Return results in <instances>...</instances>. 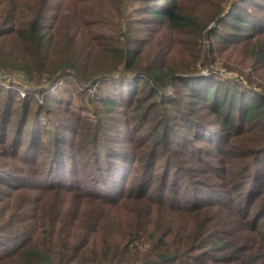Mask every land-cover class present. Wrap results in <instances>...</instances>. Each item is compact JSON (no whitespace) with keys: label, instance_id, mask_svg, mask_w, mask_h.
Wrapping results in <instances>:
<instances>
[{"label":"trees","instance_id":"obj_1","mask_svg":"<svg viewBox=\"0 0 264 264\" xmlns=\"http://www.w3.org/2000/svg\"><path fill=\"white\" fill-rule=\"evenodd\" d=\"M263 2L0 0V121L11 130L0 157L29 164L5 163L13 170L0 176V264H264L260 155L238 170L192 159L216 145L215 121L226 137L257 132L252 153L264 147V42L246 47L264 33ZM218 53L242 54L249 71L204 73ZM53 87L70 93L43 95L44 107L68 110L73 93L90 106L72 130L29 119L34 93ZM122 106L140 134L131 155L112 150L102 126ZM84 129L79 148L70 135ZM32 165L28 182L19 172Z\"/></svg>","mask_w":264,"mask_h":264},{"label":"rangeland","instance_id":"obj_2","mask_svg":"<svg viewBox=\"0 0 264 264\" xmlns=\"http://www.w3.org/2000/svg\"><path fill=\"white\" fill-rule=\"evenodd\" d=\"M262 7L263 8L259 9L255 14L257 16L256 20L260 23V25L264 27V2L262 3ZM246 41H247L246 47L255 46L257 41L264 42V33H255V35L252 36V38L247 39ZM246 44H241V45L239 44L235 47H243ZM230 48H233V47H230ZM202 49H203V54L209 55V44L207 42L205 43V45H203ZM241 56L242 54L239 55V57ZM239 57H233L231 55H228V53H222V54L218 53L216 55V59L218 60V62L217 63L211 62L208 66L203 67L204 68L203 71L204 73L211 72L217 75L219 74L227 79L236 80L237 78H243V76L240 74L239 71L245 73L249 71V68L240 62ZM61 83H62V80H60L59 83H57L56 85L61 84ZM244 83H247L246 80H244ZM263 84H264V80H263ZM11 88L13 91L19 89L16 85L12 86ZM25 92L26 91L24 90V91H20L19 93L24 94ZM31 92H33V90H31ZM67 93H70V92H63V94L59 93L56 87L49 88V90L46 91L45 94L43 92L34 93L35 99L33 102L37 106L33 108V114H31V117H29V119H32L34 121L35 126L38 125V127H41L40 124L49 122V124H53L54 126L58 128H62V129L65 128V129H71V130L74 129L78 124L76 120L74 119L73 113H78L79 111L82 110L81 112L82 114H84L86 111H84L83 109L90 107L87 103H85V101L81 103V99H78V97L73 93L72 99L76 104L74 106H71V108H68V110H66L67 109L66 107L68 106L69 103L64 102V101H59L56 104V106L53 108L51 106L48 107V105L46 108L42 105L43 95L47 94L48 96L52 98V96L60 97ZM41 105L42 107L39 108V106ZM76 105H78L79 107L77 108ZM120 108L121 109L115 112L117 115L116 121L115 122L109 121L105 125L106 121L104 120V125L102 126L104 127L103 129H105L104 134L110 135L109 137V139L111 138L110 143L113 142L112 144L113 146L111 145L110 148L112 150L113 149L121 150V151H124V153L131 155L133 151L131 150L132 145H129V142L131 139L133 140L135 139V141L139 140V139H136V137L137 135H140V134L134 131V128L137 126L136 123L133 122L132 125L130 126L127 125L128 117L127 115H125L127 107L122 106ZM40 109L42 110V114L38 115L37 113ZM51 112L54 114L51 115ZM9 113H10L9 115L14 114V110L11 112L9 111ZM0 115L1 116L5 115V113L0 114ZM39 119H41V121H39ZM207 119H213V121H215L214 118H212V116L210 115L206 117V121ZM0 129H2L3 132L5 131L7 133L6 135L8 136L3 139L0 136V150H1L3 149V147L5 148L11 143L9 139V137H11L10 136L11 130L8 128L7 120H5L4 118L0 121ZM142 129L147 131L148 126H144ZM208 130H212V132L209 134V138H211L214 141V143H216V145H212L211 147L205 146L207 147L206 152H203V154H200L197 156L193 155L192 159H193L194 165L204 166L205 163L203 162V160L206 159V163H210L213 166L218 167L217 171L221 170V168H224V166L238 170L243 164L247 166L246 162L248 160H251V156H252V161H253V156L255 154H259L261 158L260 161L264 163V150H263L264 147H262L259 151L252 153V151H254L256 148L261 146L258 144V140H256L257 135H258L257 132L249 131L243 134H238L239 129H237L233 133H231L230 136L226 137L224 136L225 132L221 128H219V125L217 124L216 121L208 124ZM263 133H264V130H263ZM82 134L84 135L81 137L79 136L76 137L73 134L70 135V138L73 141H76L75 145L78 146L79 148H81L83 144V140L85 139V136L89 135L86 129L83 130ZM174 136L178 137L176 136V134H174ZM100 137L103 138V134L100 135ZM259 137L260 136L258 135V138ZM17 138H18L17 141L21 140V137L19 135H17ZM191 141L198 142L197 138H194V137L191 139ZM22 148L24 151H29L32 154L34 153L33 150H30L31 145L28 147H26V145H22ZM23 157H24V153L16 157H13V159L8 158L6 154L5 156L0 157V170L2 171L0 172V176H3V173L5 172L13 170L12 168L10 169L6 168L4 166L5 163H10L13 166L14 165H17V166L20 165V167L23 166L21 168L28 167L29 164L27 163L26 165L25 162H23L24 160ZM241 161H244V162H241ZM136 166L137 165H132L133 170L128 176L129 180H131L133 176V172L136 169ZM154 166L157 169H159L160 167L158 166V164H155ZM143 167H144V170L147 171L148 169H150L149 167L151 166L146 164V165H143ZM259 168L262 169L263 174H264V164L262 167L260 165ZM19 173L23 174L25 181H28V182L38 181L35 179L36 177L37 178L39 177V174L37 175L38 169L34 165L30 166V173L25 174V173H22L21 171ZM16 174L13 176H17ZM13 176H8V177L12 178ZM230 180L235 181V182L237 181V179L233 175L230 177ZM212 181H215V178H213ZM261 181L263 182L264 178ZM2 187L3 186H0V188ZM258 223L261 224L262 226L261 228H264V217H262L258 221Z\"/></svg>","mask_w":264,"mask_h":264}]
</instances>
